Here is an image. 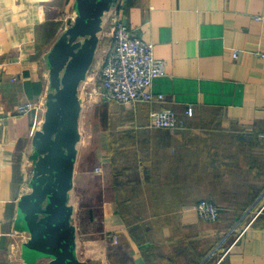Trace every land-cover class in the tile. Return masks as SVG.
<instances>
[{"label": "crops", "instance_id": "0c3cea01", "mask_svg": "<svg viewBox=\"0 0 264 264\" xmlns=\"http://www.w3.org/2000/svg\"><path fill=\"white\" fill-rule=\"evenodd\" d=\"M60 1L0 0V264H28L17 206L31 190L32 138L41 127L32 125L42 123L50 92L46 54L53 42L44 41L45 28L59 20ZM114 10L164 61L151 85L162 99L118 103L92 92L102 85ZM259 50L264 0H118L105 12L78 87L67 200L81 264H264ZM24 104L32 108L19 112ZM163 109L174 111V128L149 125L150 113ZM202 199L217 206L215 220L198 217L194 206Z\"/></svg>", "mask_w": 264, "mask_h": 264}, {"label": "water", "instance_id": "95a60500", "mask_svg": "<svg viewBox=\"0 0 264 264\" xmlns=\"http://www.w3.org/2000/svg\"><path fill=\"white\" fill-rule=\"evenodd\" d=\"M117 1L75 0L74 18L46 54L50 92L32 138L31 190L17 206L20 229L28 234L21 245L28 264H81L74 254L72 207L67 204L79 138L78 87L92 63L103 15Z\"/></svg>", "mask_w": 264, "mask_h": 264}, {"label": "built area", "instance_id": "2783aa9c", "mask_svg": "<svg viewBox=\"0 0 264 264\" xmlns=\"http://www.w3.org/2000/svg\"><path fill=\"white\" fill-rule=\"evenodd\" d=\"M111 27L112 43L104 53L100 68L102 85L93 87L92 92L105 101L118 103L162 99L161 94L151 90L153 80L165 72L164 61L154 57L152 44L134 35L116 10L112 12ZM237 52L233 53L234 58ZM255 54L264 59V50ZM31 108V104H24L18 111L28 112ZM186 113L191 114V109L188 108ZM36 124L35 120L32 131ZM149 125L155 128H174L177 117L171 109L153 111L149 115ZM194 207L200 219L213 221L218 217L217 206L209 200L202 199Z\"/></svg>", "mask_w": 264, "mask_h": 264}, {"label": "rangeland", "instance_id": "374dc122", "mask_svg": "<svg viewBox=\"0 0 264 264\" xmlns=\"http://www.w3.org/2000/svg\"><path fill=\"white\" fill-rule=\"evenodd\" d=\"M68 2V4H67ZM57 7V10H54V13L55 14V17L54 18H59V20L57 21H53L51 23L47 22L46 24V28H45V35L48 37L46 39H44L45 42H48V43H51V42H55L58 37L65 31V29L67 28V23L68 21L71 19H73L74 17V8L71 4H69V0H61L59 2V6L56 5ZM55 8V7H54ZM55 8V9H56ZM108 25V24H107ZM101 51V50H100ZM100 51H99V57L102 56L100 54ZM98 57V58H99ZM88 96V95H87ZM87 99L89 98H86L85 99V95H84V98H83V101L86 102V105L87 103H90L88 101H86ZM90 106V105H89ZM46 108V106H45ZM87 110V109H86ZM84 120V119H83ZM41 125V120L38 119L37 120V125L38 127H40ZM20 239H22V235L20 234Z\"/></svg>", "mask_w": 264, "mask_h": 264}]
</instances>
